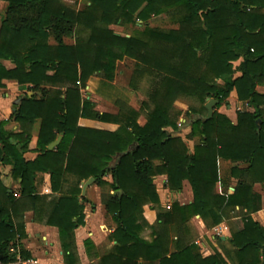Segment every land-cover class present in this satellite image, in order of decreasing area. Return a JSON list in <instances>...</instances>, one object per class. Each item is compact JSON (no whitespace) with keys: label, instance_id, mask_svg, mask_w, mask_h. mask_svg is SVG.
<instances>
[{"label":"trees","instance_id":"trees-1","mask_svg":"<svg viewBox=\"0 0 264 264\" xmlns=\"http://www.w3.org/2000/svg\"><path fill=\"white\" fill-rule=\"evenodd\" d=\"M0 1L7 3L0 28V87L13 81L33 94L15 104L19 134L5 130L9 121L0 123V166H12L13 180H20L17 198L0 179V262L15 260L10 251L26 237L24 214L30 211L42 221L51 209L45 225L58 228L63 249L71 252L74 230L84 219L81 184L94 178L114 191L104 204L117 225L110 238L116 245L101 264H264V227L251 217L260 209L253 185H264V93L258 90L264 88V0H87L80 11L63 0ZM161 15H169L174 28L148 25ZM132 23L142 29L128 37L111 29ZM125 59L135 63L137 77L150 79L148 100L141 111L120 103L116 114L100 113L83 99L82 90L94 75L112 82ZM233 91L254 110L239 112L236 124L217 111ZM183 98L202 104L200 110L190 109L196 115L190 137L199 139L192 153L182 137L170 132L178 130L175 103ZM208 99L218 101L211 119ZM80 119L118 129L82 128ZM37 120L40 155L26 162ZM59 135L60 144L48 150ZM220 160L246 165L233 168L240 179L231 195L216 193ZM37 173L50 175L58 197L36 193ZM108 175L111 184L105 181ZM157 176L167 177L171 191L188 181L193 203L161 208ZM146 206L158 209L155 226L144 218ZM236 208L239 216L231 214ZM196 216L209 229L240 217L231 250L204 257L188 226ZM147 228L151 240L142 237Z\"/></svg>","mask_w":264,"mask_h":264},{"label":"crops","instance_id":"crops-1","mask_svg":"<svg viewBox=\"0 0 264 264\" xmlns=\"http://www.w3.org/2000/svg\"><path fill=\"white\" fill-rule=\"evenodd\" d=\"M241 62L242 60L239 64ZM3 64L9 69L14 67L9 61H4ZM238 76H240V74L236 73V77ZM27 88L28 86H20L13 81H4V88L0 87V123L9 121L5 127V130L8 132L14 134H19L21 132V126L14 120L13 114L15 112V104L19 99L25 98L26 94H28L29 97L33 95ZM232 97L236 98V102L232 100V102L235 103L234 105H238L240 108L245 105L246 111L242 112H254L246 102H242L238 99L236 92L234 96L232 94ZM228 101L229 100L217 110L220 114L229 118L233 124H236L239 112L234 118L227 114V112H224L227 108L230 109V102ZM78 125L82 128L106 130L111 132L118 129L117 125L88 119H80ZM40 126L41 121L37 120L32 128L31 142L28 146L27 152L24 154L26 162H33L40 155L38 149ZM178 131L179 130L174 132L170 130L172 134L182 137L190 152H194V148L196 144H198L199 139L196 137H190L191 129L185 130L186 137H184L185 134H182V132L179 133ZM188 138L196 139L197 141L193 144V141H190ZM61 141L62 135H59L56 141L53 142H57L53 149H55ZM235 167H237L238 170H241L244 169L246 165L243 162L233 163L231 161L220 160V182L216 185V193L221 195H231L235 192L240 179L232 174L233 168ZM12 172V166H0L1 182L4 186L9 188L10 191L14 192L17 198H19L20 180L18 183L15 182L12 178ZM105 181L111 184L112 177L108 175L105 178ZM34 185L38 195L50 196V199H52L51 197L59 196V194H54L52 192L51 178L47 173H37ZM154 185L156 186L160 198V207L164 210H167L166 205L168 204L173 205L174 203H179L180 205L185 206L192 204L194 201L192 186L188 181L183 182L180 191H171L168 189L166 176L155 177ZM258 187H260V190H258ZM81 189V196L85 199V202L82 204L84 219L83 224L74 230V246H72L71 252L63 249L58 228L45 225L47 215H49V212L51 211V209H48L45 211V215L43 216L44 220L42 221H36L34 213L31 211L24 214L26 237L16 243V250L19 254L21 252L20 250L25 251L30 255V258L37 260L38 264H101L102 258L110 253L116 245V242L112 241L110 238L116 230L117 225L113 218L107 213L104 204V198L113 195L114 191H112L109 186L104 188L98 186L95 184L94 178L84 181L81 184ZM253 193L260 198V209L253 213L251 217L255 222L264 227V185L261 183H254ZM157 214L158 209L156 207L146 206L144 208V218L150 226H155L157 224ZM231 214L239 216V208H236V212H232ZM238 221H241L240 217L232 218L229 221H225L222 224L209 229L204 221L199 216H196L188 223V226L192 231V238L195 239L192 240V242L198 246L204 257L210 256L214 250H217L224 255L223 252L231 250V244L229 241L231 240L232 230L241 224V222ZM151 233L152 231L147 228L142 234V237L146 240H151ZM218 239H221L223 243L220 244ZM88 242H91L92 245L88 246ZM70 254L72 256L71 258H68Z\"/></svg>","mask_w":264,"mask_h":264},{"label":"rangeland","instance_id":"rangeland-1","mask_svg":"<svg viewBox=\"0 0 264 264\" xmlns=\"http://www.w3.org/2000/svg\"><path fill=\"white\" fill-rule=\"evenodd\" d=\"M87 2V0H63V3L66 6L75 11L82 10L86 6ZM6 8L7 3L0 1V28L2 19L6 16ZM148 25L152 28H159L163 30H170L174 28V25L170 21L169 15L153 17L148 22ZM111 29L119 35L128 37L134 30L142 29V24L132 23L128 26L113 25ZM66 42L70 44L73 43V40L67 39ZM241 60L242 59L233 63L234 68L238 66ZM134 64L135 63L130 59H125L118 62L115 78L112 82L106 81L98 75L92 76L88 80L86 88L82 90L83 99L93 102L95 110L101 113L107 112L116 114L120 108V103H126L135 110L141 111L142 103L148 100V93L151 89L150 79L147 76L144 78L137 77L134 74ZM258 90L259 92L264 93V88H258ZM235 92L236 91L232 92L233 96ZM232 94H230L228 98V102H230L229 107L231 110L227 108L226 110H224V112H227V114L234 118L238 112L246 111V107L244 105L243 107L241 106L242 108H240L238 105H234L235 103L232 102V100L236 102V98L232 97ZM210 100L211 99H208L207 103ZM175 108L180 112L177 120V127L179 130L178 132H182V134H185L186 129H191L190 121L196 118V115L191 113L190 109L193 108L196 110H200L202 108V104L193 99L183 98L175 103ZM145 122L146 115L145 113H141L139 124L144 125ZM179 124H182V127H180ZM186 136L187 135L185 134L184 137ZM188 139H190V141H193V144L197 141L196 139ZM258 190H260V187H258ZM239 226H241V224L236 227Z\"/></svg>","mask_w":264,"mask_h":264},{"label":"built area","instance_id":"built-area-1","mask_svg":"<svg viewBox=\"0 0 264 264\" xmlns=\"http://www.w3.org/2000/svg\"><path fill=\"white\" fill-rule=\"evenodd\" d=\"M179 126L182 127V124H179ZM171 207H172L171 204L166 205V209L167 210H170ZM10 252H11V254H15L16 255L15 260H13L11 262H8V263L0 262V264H38L37 260H35V259H32V258L25 259V258H23L15 248H12Z\"/></svg>","mask_w":264,"mask_h":264},{"label":"water","instance_id":"water-1","mask_svg":"<svg viewBox=\"0 0 264 264\" xmlns=\"http://www.w3.org/2000/svg\"><path fill=\"white\" fill-rule=\"evenodd\" d=\"M218 103V101L216 100H210L207 104H206V109H207V117L208 119H211L214 113V107L216 106V104ZM57 144V142L51 144L49 146V150H53V147Z\"/></svg>","mask_w":264,"mask_h":264}]
</instances>
